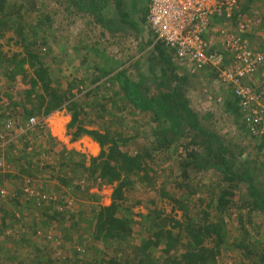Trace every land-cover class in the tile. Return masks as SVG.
Returning <instances> with one entry per match:
<instances>
[{
  "label": "rangeland",
  "instance_id": "obj_1",
  "mask_svg": "<svg viewBox=\"0 0 264 264\" xmlns=\"http://www.w3.org/2000/svg\"><path fill=\"white\" fill-rule=\"evenodd\" d=\"M102 1L103 4L99 6L97 4L93 6L91 2L92 6L83 8L73 5L69 0L18 1V4L25 3L24 16L21 21L19 20L20 22L16 21V26L10 24V27L16 29L19 24L22 25L20 32H23L24 36L17 34L15 29L3 30L0 26L2 33L0 43L4 54V61L0 60L3 65L0 69V125L6 123L9 118L12 119L18 112L22 114L26 112L22 105L16 103L24 99L25 91L30 89L34 70L27 63L24 65L25 71L13 79L10 72L14 69L12 61H19L26 56L27 51L23 50L22 46L23 37L30 40L41 37L46 41L40 53L45 58V67L53 82L51 87L66 90L76 86L73 88V93L85 104H89L85 111L88 115H84L86 120L84 129L104 132L109 126L112 131H119L125 126L124 130L131 127L135 131L140 125L141 133L135 138L131 151L135 153L143 147H152L149 146L152 132L149 127L143 126L146 120L144 115L143 118L139 116L134 118L131 115L132 111L119 110L113 111L110 115V102L106 103L108 112L101 109V105L105 104L106 96L111 97L113 93L109 84L100 85L102 82H93V70H88L89 67L103 65L102 58L94 52V50H102L125 63V70L131 79H138L140 75L150 79L152 81L148 84L149 89L151 88L150 92L155 90L153 87L155 80H151L152 71L149 69L153 62L149 59L157 42L152 37L148 23L143 21L148 8L147 0H120L124 12L128 16H133L138 22L137 29L132 23L120 22V12L115 0ZM79 2L86 4L88 0ZM247 3V0H241V5ZM102 6L105 7L104 10H101ZM263 6L264 1H256L250 4L249 8L255 11ZM99 15H104V21H97ZM39 23H42V29L37 28ZM215 23L207 37L214 48L212 51H220L225 43L222 31L227 32L234 28L222 20ZM35 31L38 35L34 33ZM254 31L253 39L257 41L255 45L258 47L260 44L264 47V28L258 26ZM152 39L154 44L150 43ZM176 66L181 74L187 76V96L191 108L198 114L201 126L208 132L215 133L228 148L229 155L232 156L230 162L235 172L242 175L244 171H252L258 176L260 181L258 185L264 188V150L259 148L260 140L246 130L242 116L238 118L228 112L226 99L232 95V90L220 80L214 72L215 69L192 74L185 63H176ZM260 78L261 75H257V80L262 79ZM32 101L38 103L37 95L33 96ZM27 108L30 109L31 105L28 104ZM99 110H101L100 114ZM32 117L41 120L42 132L34 131L28 133L25 139L18 137L9 141L4 151L5 166L0 167V183L1 180L3 181L0 187L5 188L9 193L21 188L22 182H18L13 177L17 173V168H21L26 170L25 176H22V179L27 180L26 184H31L37 192L56 194L58 200L54 201L55 203H38L35 200L25 204L11 197L0 198V264H32L38 255L59 260L88 259L89 256L84 254L83 248L87 235L94 228L92 223L96 208L98 205L103 207L111 205L113 189L100 188L99 183L91 178L90 173L83 174L81 169L70 177H62L59 170L60 165L70 162L71 159L75 164L81 163L80 156L76 155L75 158L72 156L70 159V154L67 152L75 151L86 156V166H90V159L100 155L101 147L86 134L78 136L76 127L70 126L72 115L66 108L52 112L47 117L39 115ZM113 119H118L119 123L110 124ZM134 126H136L135 130ZM193 134L197 136V132ZM198 136L197 141L203 145L201 134L198 133ZM187 138L175 142L166 150L167 153L162 156L163 158H155L153 155L155 163L151 166L153 168L151 180H155V187L139 186L127 196L124 208L125 211L129 208L132 210V218L135 221L134 238L138 243L152 236V224L149 223V213L152 208L160 212L163 219L186 221L185 211L169 199V195L178 201L187 198L197 200L198 195L203 199L201 195L203 190L197 188L196 181L193 180L190 185L194 188H185V184L180 187L183 178L180 177L181 172L177 166L179 156L188 148L198 150L204 157L208 154L206 145L201 147L192 145L193 136L189 135ZM94 143L98 145V152L91 149ZM217 146L213 141L210 148ZM153 154L157 155L156 152ZM56 166L57 169L54 170ZM208 169L202 173L204 184H210L213 177H222L215 168ZM196 177L198 180L199 176ZM188 192L195 195L189 197ZM21 203H24V206ZM187 207L189 214L197 220L200 212L197 201L195 204H187ZM260 221H264L263 217ZM228 228L237 236L230 238V245L224 249L217 264H255L253 260H256V252L254 256H247L234 244L244 238V230H250L248 232L250 238H254L258 233L251 231L250 226L238 230L235 220H232ZM174 231L175 234L178 233V229ZM87 243L91 244L88 240ZM92 244L97 246L95 241ZM102 247L100 243L99 248ZM98 253L99 250L95 248V254Z\"/></svg>",
  "mask_w": 264,
  "mask_h": 264
},
{
  "label": "trees",
  "instance_id": "obj_2",
  "mask_svg": "<svg viewBox=\"0 0 264 264\" xmlns=\"http://www.w3.org/2000/svg\"><path fill=\"white\" fill-rule=\"evenodd\" d=\"M18 1L0 0V26L3 30L5 28L15 29L10 27V24L16 26V21L20 22L23 19L25 3L18 4ZM69 1L79 8L92 6V4L99 6L104 2L102 0H88V3L82 4L79 2L81 0ZM247 1L246 5H241L242 13L250 12V15L253 16L262 14L261 27L264 28V6L255 11L249 8L253 2L264 0ZM115 2L119 8L120 22L132 23L137 29L138 22L133 16H128L124 12L120 0H115ZM102 7L101 10H104L105 7ZM148 13V8H146V18L144 17L143 21L148 23L150 28ZM97 21H104V15H99ZM37 26L39 29L43 28L42 23L37 24ZM14 31L17 34L20 33V36H24L23 32H20L22 25L19 24ZM34 33L38 35L37 31ZM151 34L156 41L155 34L153 32ZM253 35L252 33L247 34L244 38L250 40L249 44L256 50H254L256 53H264L262 45L258 44V47L255 45L257 41L253 39ZM0 37H2L1 32ZM153 39L150 41L151 44H154ZM22 40L23 50L27 51L26 56L19 61L11 60L14 69L10 72L14 79L19 73L25 71L24 65L27 63L34 70V77L30 80V89L25 91L24 99H20L16 103L25 108L24 119L35 115L47 117L52 112L64 108L69 110L72 115L71 128L76 127L78 136L86 134L92 137L100 145L101 152L99 156L90 159V166H86V156L75 151L67 152L70 154V159L72 156L74 158L76 155L80 156L81 163L75 164L71 159L70 162L60 165L61 176L70 177L81 169L83 174L90 173L91 178L99 183L100 188L111 187L113 189L111 205L108 207L98 205L96 208L92 223V228H94L87 235L83 248L84 254L89 256L88 259L63 258L64 260H59L50 256L38 255L32 264H217V260L223 254L224 249L230 245V238L237 236L233 235L228 228L232 220H235V224L239 227L238 230L244 229V226H250L251 231L254 230L258 233L254 238H250L248 233L250 230H244V238L234 245L247 256H254L253 254L256 252V260L253 262L264 264V221H260L261 217L264 219V188L258 185L260 182L258 176L252 171H244L242 175L235 172L230 162L232 156L229 155L228 148L215 133H210L201 126L198 114L191 108L187 96V76L181 74L180 69L176 66V63H180L176 58V50L170 49L161 42L154 44L149 59L153 62L149 67L153 77L151 80H155L153 81V87H155L153 92H150L151 88L148 87V84L152 82L150 79L144 75H140L138 79H131L125 70V63L107 54V52L94 50L102 58L103 65L88 68L89 71L93 70V82H102L100 85L109 84L113 93L111 97L106 96L105 104L101 105V109L108 112L106 103L110 102V115L116 110L132 111L131 115L134 118L144 115L146 120L143 126L149 127L148 129L152 132L150 135L152 140L149 145L152 147H143L134 153L131 151L132 144L141 133L140 125L136 130V126H134L135 131L131 127L129 128L128 122L126 123L127 128H129L127 130H124L125 126H122V130L119 131H112L109 126L105 128L104 132L84 129L86 124L84 115H88L85 111L89 104H85L73 93V88L76 86L66 90L51 87L53 82L45 67V58L42 56L43 54L41 55L43 51L41 48L46 45V41L41 37L33 40L23 37ZM219 52L224 56L228 55L224 47ZM0 60L4 61L1 43ZM1 61L0 69L1 66L3 67ZM217 76H219L218 73ZM34 95H37L38 103L32 101ZM238 103L239 100L233 93L226 99L228 112L241 118L242 111ZM28 104L31 105L30 109L27 108ZM116 123H119L118 119H113L110 124ZM40 130V127H37L34 131L39 132ZM194 132H197V136L193 134ZM198 133L204 140L203 145H206L208 154L204 157L198 150L188 148L184 154L179 156L177 166L181 172L180 177L183 178L180 187L185 184V188H194L190 185L193 180L196 181L197 188L203 190L201 193L203 199H200L199 195L197 200L196 198L186 199L185 196L186 200L178 201L169 195L168 198L185 211L186 221L163 219L161 213L152 208L149 213L152 236L141 240V244L138 243L134 238L135 221L132 218V210L129 208L125 211L124 208L128 199L127 196L139 186L155 187V180H151V171L153 170L151 166L155 163L153 155L155 158H163L162 156L167 153L166 150L169 147L189 135L193 136L191 144L201 147L203 145L197 141L199 139ZM27 137L26 134L21 138ZM257 139L260 140L259 148L264 150V139ZM213 141L218 145L216 148H210ZM94 144H92L91 149L98 152V145ZM155 152L157 155L153 154ZM211 167L221 173L222 177H213L210 184H204L202 173ZM56 169L57 166L54 167V170ZM25 171L17 168V173L13 176L18 182H22L21 187L27 185V180L22 179V176L24 177L26 174ZM196 175L199 176L198 180H196ZM2 184L3 181L1 180L0 186ZM17 189L19 190V188ZM188 193L189 197L195 195L192 192ZM163 194L167 193L163 192ZM16 201L29 204L35 200L18 199ZM195 201L200 207L197 220L189 214L187 207V204H195ZM24 203L21 204L24 206ZM176 229H178V233L175 234L174 230ZM87 240L91 244H88ZM94 241L97 246L92 244ZM100 243L103 245L102 248H99ZM95 248L99 250L98 254H95ZM78 255L80 256V254Z\"/></svg>",
  "mask_w": 264,
  "mask_h": 264
},
{
  "label": "built area",
  "instance_id": "obj_3",
  "mask_svg": "<svg viewBox=\"0 0 264 264\" xmlns=\"http://www.w3.org/2000/svg\"><path fill=\"white\" fill-rule=\"evenodd\" d=\"M147 1L148 21L156 41L176 50L177 60L188 65L192 74L215 69L220 80L239 100L246 130L252 136L264 139V53H256L249 39L244 38L262 25V14L242 13L241 0ZM221 20L234 28L222 31L227 56L212 51L207 37L215 21ZM257 75H261L262 81L257 80ZM40 125L41 120L32 116L24 119L21 112L0 125V167L5 166L4 151L9 141L31 134ZM8 197L36 200L38 203H55L58 200L56 194L37 192L29 183L11 193L1 188L0 198Z\"/></svg>",
  "mask_w": 264,
  "mask_h": 264
},
{
  "label": "clouds",
  "instance_id": "obj_4",
  "mask_svg": "<svg viewBox=\"0 0 264 264\" xmlns=\"http://www.w3.org/2000/svg\"><path fill=\"white\" fill-rule=\"evenodd\" d=\"M158 43V41H156Z\"/></svg>",
  "mask_w": 264,
  "mask_h": 264
}]
</instances>
